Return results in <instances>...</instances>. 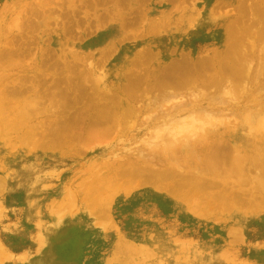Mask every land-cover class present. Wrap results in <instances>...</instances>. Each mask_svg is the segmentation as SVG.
<instances>
[{"label": "rangeland", "instance_id": "rangeland-1", "mask_svg": "<svg viewBox=\"0 0 264 264\" xmlns=\"http://www.w3.org/2000/svg\"><path fill=\"white\" fill-rule=\"evenodd\" d=\"M263 3L264 0H0V76H4L0 83V107H8L0 109V264H264V189L256 187L254 183V179L260 177L259 165L264 169V143H256L260 139L257 135L261 136L262 130L257 129L258 134L254 137L252 134L257 133L254 130L256 127L241 128L243 120L264 114V69L260 66L264 64V39L259 38L264 36ZM247 4L249 7L255 6L256 11L252 7V11L247 9L250 14H245L243 8ZM241 16L246 22L252 18L259 24L248 32L249 36H242L243 44L240 43L239 48L250 53L255 46V52H260V56L256 53L248 55V63L253 66L251 72L246 68L244 77L238 82L240 87L236 86L238 83L235 80L231 82L240 88L238 94L234 95L236 93L233 92V97L229 94L225 101L212 105L230 114L225 112V118L232 119L228 122L231 126L216 125V130H208L201 139L196 137L171 145L173 134L170 131L167 136L164 133L166 137H160L159 142L156 128L167 122L165 118L176 117L170 119L169 124L174 122L172 120L179 122V118L186 117L190 108L189 115L198 114V108L210 105L208 102L214 95L218 96L219 91L223 89L227 92L226 86L221 85L217 87L218 90L214 85L204 88L199 84L197 89L194 86L196 91L200 87L207 90L209 94L204 100L201 94L198 96L200 91L197 94L194 90V94H197L195 97L185 93L186 90L191 92L192 88H176L179 84L173 85L176 89L172 91L179 95L175 94L177 98L172 93L174 97H169L171 89L166 88L167 85L172 86L169 84L165 87L169 93L166 95L164 88V93L156 88L151 93L138 91L140 95L134 94L132 97L130 94L128 97L129 93L124 91V87L132 80H147L155 85L153 80L157 83L158 77L163 79L164 69L169 64H180L184 60L195 63L201 58L209 59L217 51L222 53L228 43L225 38L226 24L239 20ZM193 27L201 31L196 35V28ZM209 41L215 45H210ZM232 43L228 44L234 45ZM137 54H140V58ZM212 61H215L214 57ZM68 66H71L69 71ZM137 69L142 77L135 80L133 73L138 72ZM183 73L186 74V71ZM213 74L215 71L211 72ZM256 75L259 78L256 79ZM171 79L169 82L173 83ZM231 83L226 81L225 84L228 87ZM224 91L221 93H226ZM160 92L167 100L165 104L173 107L181 104L177 107L179 112L167 108L168 116L164 115L167 105L162 106L163 98L159 101L157 93ZM188 94L189 101L186 98ZM155 95L159 102L154 107L157 98L155 101L152 98ZM192 95L193 100L197 99V103L201 100V104L193 101L195 104L191 106L192 103L188 102H192ZM136 96H140L141 100ZM165 96L177 102L173 100L171 103V99ZM150 97L153 102L145 100ZM131 98H137L141 108ZM34 100L36 103L32 107L30 102ZM119 100L125 104L127 101L126 105L130 104L135 116L136 113L139 115L135 117L133 112L134 117L123 121L124 126L121 123V128L133 126L129 132L128 129H119L123 135L118 132L117 136L118 128L115 126L116 129L113 128L106 138L81 139L80 136L86 135L85 130H90L89 122L96 120L104 108L115 106L118 113ZM147 104L151 106V112L153 108L157 111V115L154 109V114L149 113ZM183 105H190V108ZM217 108L212 111L215 112ZM147 113L149 117L152 114L156 116V121L150 117L152 122L149 125L146 123L148 117L147 120L145 118L146 122L142 120ZM233 114L236 116L233 117ZM157 116L159 119L165 118L158 120ZM260 123V120L257 121L256 126ZM108 124L112 125L111 122ZM108 124L95 127L92 133L105 130ZM217 127L224 129L218 131ZM212 131L217 132L213 134ZM28 134H32L29 140L26 139ZM148 143H152L159 152L147 146ZM135 144L137 148L133 147ZM217 145L225 147L223 153L226 155L232 154L234 150L231 149L235 148L242 156L256 157L254 161L260 164L257 168L245 160L244 169L247 167L248 175L242 179L240 174L227 175L231 162L226 157L224 166H219L220 170L216 167L221 172L220 176L204 177L201 173L197 175L202 177L193 176L194 166L197 167L196 172H200L198 164L202 162L203 155L209 154ZM148 147L154 149L153 154V149L150 151ZM127 148L133 152V156ZM140 156L142 158L138 160ZM189 159L193 163L184 165ZM133 163L141 167L155 165L154 168L158 170L171 169L172 174L159 179L149 174L128 178L124 173ZM98 178H102L100 182H105L104 178L115 186L112 184L109 188L108 183L105 185L101 182L104 185L101 187ZM88 186H92L93 193ZM98 186L101 190L96 189ZM125 187L130 193L124 190Z\"/></svg>", "mask_w": 264, "mask_h": 264}, {"label": "bare ground", "instance_id": "bare-ground-1", "mask_svg": "<svg viewBox=\"0 0 264 264\" xmlns=\"http://www.w3.org/2000/svg\"><path fill=\"white\" fill-rule=\"evenodd\" d=\"M108 1V0H107ZM123 1V0H122ZM128 1V0H127ZM132 1V0H131ZM185 1V0H184ZM46 2V1H45ZM256 2H258V1H256ZM114 3V2H113ZM121 3V2H120ZM178 3V2H177ZM245 3H247V1H245ZM244 3V4H245ZM253 3H254V1H253ZM252 3V4H253ZM39 4V3H38ZM46 4V3H45ZM47 4H48V2H47ZM46 4V5H47ZM183 4V3H182ZM243 4V5H244ZM260 4V3H259ZM264 4V3H263ZM116 5V4H115ZM124 5V4H123ZM139 5V4H138ZM199 5V4H198ZM100 6V5H99ZM129 6H130V4H129ZM128 6V7H129ZM248 6V4L246 5V7ZM250 6H251V3H250ZM140 7V6H139ZM240 7H242L243 8V6H240ZM244 7L243 9H245L244 11H245V14L246 13H249V11H250V9H251V11H252V7ZM255 7V6H254ZM253 7V8H254ZM257 7V6H256ZM259 7V6H258ZM241 8V9H242ZM250 8V9H249ZM117 9H120V8H117ZM141 9V8H140ZM240 9V8H239ZM249 11H248V10ZM262 8H261V6H260V10H261ZM137 10V9H136ZM148 10V9H147ZM254 10L256 11V9L254 8ZM259 10V9H258ZM260 10L258 11L259 13H260ZM264 10V9H263ZM263 10H261V12L263 13L264 11ZM28 11V10H27ZM34 11V10H33ZM146 11V10H145ZM246 11H248V12H246ZM254 11V12H255ZM44 12H46V11H44ZM50 12V11H49ZM107 12V11H106ZM257 12V13H258ZM124 13V12H123ZM166 13V12H165ZM235 13H237V12H235ZM243 13V12H242ZM252 13V12H251ZM37 14V13H36ZM109 14V13H108ZM163 14V13H162ZM180 14V13H179ZM250 14V13H249ZM256 14V13H255ZM31 15V14H30ZM43 16H44V14H42ZM76 15V14H75ZM103 15V14H102ZM143 15V14H142ZM150 15V14H149ZM152 15V14H151ZM248 15V14H247ZM246 15V16H247ZM262 15V14H261ZM263 15H264V13H263ZM111 16V15H110ZM161 16H163V15H161ZM39 17H40V15H39ZM96 17V16H95ZM165 17V16H164ZM200 17V16H199ZM198 17V18H199ZM261 17V16H260ZM101 18H103V17H101ZM112 18H114L113 16H112ZM118 18V17H117ZM163 18V17H162ZM195 18H197V17H195ZM203 18H204V16H203ZM206 18V17H205ZM247 18V17H246ZM262 18V17H261ZM263 18H264V16H263ZM6 19V18H5ZM88 19H90V18H88ZM239 20H237V21H234V22H228V24H226V28H225V31H226V41L229 43V42H233L232 44H234V45H231V44H228V43H226L227 44V46L224 48L225 50L224 51H222V53L220 52V51H217V52H215L214 54H212L211 55V57L208 59V58H206L205 57V59L203 58H201V60H199V61H197V62H195V63H192V62H190V61H187V60H184V62H182V63H180V64H169L170 66L169 67H167V69H164V72L165 73H167V74H163V71H161V72H159V73H161V74H163V75H165V76H163V79H164V77L165 78H167V80L166 79H164V81L162 82V80L163 79H161L162 77H160V79H159V77H158V79L160 80H158V79H156L158 82L156 83V81L155 80H153L154 82H155V85H153L152 83H149V82H147V80H146V82H141V81H139V80H136L138 77H140L142 74H140V76H139V73H140V71H138V69H137V71L138 72H136V73H133V75H134V78H135V80L136 81H133L132 80V82L130 83V84H128L127 86H125L124 88H125V90L124 91H126L127 93H129L128 94V97H130V94L132 95V97L133 96H135L134 94H137V95H140V94H138V91L140 92V91H144V92H147V93H151V92H153V91H155V89L156 88H160L159 90H161V92H162V88H164V90L166 91V93H164L165 91L163 90V92L162 93H164L165 95L166 94H169L170 96L169 97H171V98H173L174 96H175V92H172V91H174L176 88H184V87H186L187 89H188V87L187 86H189V88H192V90H191V92H193V93H191V92H187V90L185 91V93H189V94H193L195 97H196V95L198 94V92L200 91L201 93H199V95L198 96H200V94H201V99H203L204 100V97L205 96H207L206 94H209V93H206V91L207 90H205L204 88L205 87H208V86H216V90H218L217 89V87L219 88V86H221V85H225L226 86V88H227V92L226 91H224L223 89L221 90V91H224V92H226V93H221V91H219V93H220V95H219V93H218V96H213L212 98H211V96L209 97V98H211L212 100H210V99H208V98H206L207 99V101H211V102H208V103H211L210 105L208 104V105H204L203 107H197L198 108V114H191V115H189L191 112V108L189 109L188 108V106H190V105H188V106H186L188 103H192V105L191 106H194L193 105V103L195 102V103H197L196 102V100H193V95H192V102H184V104L185 103H187L186 105H183V106H186L189 110V113L188 114H186L185 112H187V111H185L184 112V115L186 116V117H184V115H182V117H184L183 119L182 118H179V122H178V120L176 121V120H172V121H174L173 123H171V124H169L170 123V119H172V118H165V116L164 117H162V118H165L166 120H167V122H165L164 124H162V125H160L159 126V129H158V127L157 126H155V127H157L156 129H157V132H156V138L158 139V141H159V138L161 137L162 138V136L164 135V137H166L167 136V133H170V131H171V133L173 134L172 136L170 135V134H168V135H170L171 136V138H170V145L172 144V143H179V142H181V141H183V142H188L189 140H191V139H195L196 137H198L199 139H201L200 137L201 136H203L204 137V135L206 136V134L208 133L207 131L208 130H210V129H212V130H216V128H214L216 125H220V124H222V126L221 127H223V126H227L228 124L230 125V123H228V122H230L232 119H229L228 120V118L226 119L225 118V112H227V111H225V110H223V112L221 111V109L219 108H217L218 106V104L216 105L217 107H214V106H212V105H214V104H216L217 102H220L221 103V101L223 102V101H225V99L229 96L230 97V95H231V97H233L234 95H237L238 94V92H237V90L239 89L240 90V83H238V82H240L241 81V79L244 77V73H245V70H246V68L248 67V69H249V71L251 70V67L253 66V64H249L250 62H249V56L248 55H254L256 52H255V43L253 44V46L254 47H252V49H251V51H250V53H249V51H243L241 48H239V46H240V43L241 44H243V42L241 41L243 38H242V36H245V35H247L248 34V36H249V31L251 32V31H253V28L255 27V25L256 24H259V23H255V20H253L252 18H249V21L248 22H246V20H244V19H242V16H241V18H238ZM251 19V20H250ZM116 20V19H115ZM147 20V19H146ZM195 20V19H194ZM261 20H263V19H261ZM125 21V20H124ZM160 21V20H159ZM257 21V20H256ZM260 21V20H259ZM27 22V21H26ZM33 22V21H32ZM99 22V21H98ZM103 22V21H102ZM101 22V23H102ZM163 22V21H162ZM166 23V22H165ZM197 23V22H196ZM32 24V23H31ZM131 24V23H130ZM162 24V23H161ZM164 24V23H163ZM127 25H129V24H127ZM157 25V24H156ZM165 25V24H164ZM163 25V26H164ZM167 25V24H166ZM193 25V24H192ZM101 26V25H100ZM194 26V25H193ZM260 26V25H259ZM162 27V26H161ZM198 27V26H197ZM262 27H264V26H262ZM130 28V27H129ZM152 28H154L153 26H152ZM151 28V29H152ZM159 28V27H158ZM194 28V27H193ZM196 28V27H195ZM194 28V29H195ZM155 30V29H154ZM160 30V29H159ZM158 30V31H159ZM126 31V30H125ZM194 31V30H193ZM199 31H201V29H199V28H196V30H195V32H194V34H198L199 33ZM142 32V31H141ZM261 32V31H260ZM262 32H264V30L262 31ZM55 33V32H54ZM254 33V32H253ZM259 33V32H258ZM24 34V33H23ZM146 34V33H145ZM7 35V34H6ZM137 35H139V34H137ZM150 35V32H149V34H147V36H149ZM257 35V34H256ZM261 35H262V33H261ZM264 35V34H263ZM250 36H251V34H250ZM22 38V37H21ZM131 38V37H130ZM135 38V37H134ZM260 39H264V36H260L259 37ZM15 39V38H14ZM249 39V38H248ZM252 39V38H251ZM250 39V40H251ZM255 39H257V37L255 38ZM126 40V39H125ZM246 40V39H245ZM259 40V39H258ZM119 42H121V41H119ZM223 42H224V39H223ZM247 42V41H246ZM165 43V42H164ZM161 44V43H160ZM209 44L210 45H215L212 41H209ZM251 44H252V42H251ZM247 45V44H246ZM245 45V46H246ZM109 46V45H108ZM249 46V45H248ZM247 48H250V47H247ZM147 49V48H146ZM5 50H7V49H5ZM106 50V49H105ZM142 50V49H141ZM140 50V51H141ZM262 50V49H261ZM142 51H144V50H142ZM213 51H214V49L212 50V52L211 53H213ZM138 52V51H137ZM263 52H264V50H263ZM262 52V53H263ZM6 53H8V52H6ZM111 53V52H110ZM139 53V52H138ZM140 53H143V52H140ZM159 53V52H158ZM259 54H260V52H258ZM257 54V53H256ZM259 54H257V55H259ZM21 55V54H20ZM45 55V54H44ZM140 55V54H139ZM138 54H137V56H139ZM264 55V54H263ZM46 56V55H45ZM143 56H144V54H143ZM143 56H142V58H143ZM260 56V55H259ZM15 56H12V58H14ZM28 57V56H27ZM135 57H136V55H135ZM146 57V55L144 56V58ZM156 57V56H155ZM213 57H214V60L215 61H212V59H213ZM139 58H140V56H139ZM150 58H152V57H150ZM212 58V59H211ZM125 59H127V58H125ZM135 59H137V58H134L133 60L134 61H137V60H135ZM147 59V58H146ZM252 59V58H251ZM264 59V58H263ZM263 59H262V62H263ZM7 60H9V59H7ZM46 60V59H45ZM130 60V59H129ZM132 60V59H131ZM132 60V61H133ZM17 61V60H16ZM20 61V60H19ZM63 61V60H62ZM131 61V62H132ZM147 61H149V60H147ZM183 61V60H182ZM252 61V60H251ZM259 61V60H258ZM4 62V61H3ZM13 62V61H12ZM53 62V61H52ZM68 62V61H67ZM79 62V61H78ZM139 62V61H138ZM145 62V61H144ZM188 62V63H187ZM194 62V61H193ZM236 62V63H235ZM249 62V63H248ZM261 62V61H260ZM24 63V62H23ZM49 63V62H48ZM72 63V62H71ZM152 63V62H151ZM26 64V63H25ZM64 64H65V62H64ZM127 64V63H126ZM142 64V63H141ZM73 65V64H72ZM130 65V64H129ZM145 65V64H144ZM259 65V64H258ZM262 65H264V64H261L260 66L262 67V69H264L263 68V66ZM74 67L75 66H77V65H73ZM72 66V67H73ZM83 66V65H82ZM131 66V65H130ZM62 67H64V66H62ZM132 67V66H131ZM259 67V66H258ZM14 68V67H13ZM160 68V67H159ZM67 69H68V71L71 69V66L69 67H67ZM77 69V68H76ZM255 69V68H254ZM66 70V69H65ZM149 70V69H148ZM136 71V70H135ZM184 71H186V74L185 73H183ZM212 71H215V74H213V75H211V72ZM259 71H261V70H259ZM262 71H264V70H262ZM262 71L260 72V73H262ZM82 72V71H81ZM84 72V71H83ZM187 72H188V74L189 75H187ZM251 72V71H250ZM177 73H178V75H177ZM181 73V74H180ZM183 73V74H182ZM209 73V74H208ZM258 73V71L256 72V74ZM69 74V73H68ZM77 74H79V73H77ZM149 74V73H148ZM153 74V73H152ZM246 74H247V71H246ZM263 74V73H262ZM132 75V74H131ZM173 75V76H172ZM174 75L176 76V78L174 77ZM181 77H180V76ZM248 75H250V74H248ZM258 75V74H257ZM255 76V78L256 77H258V76ZM80 76H82V75H80ZM128 76V75H127ZM130 76V75H129ZM161 76V75H160ZM177 76H179V78L177 77ZM260 76V75H259ZM1 77V76H0ZM4 77V76H3ZM3 77H1L0 78V83L2 82V78ZM20 77H22V76H20ZM142 77V76H141ZM246 77V76H245ZM263 77V76H262ZM70 78V77H69ZM172 78V79H171ZM259 78V77H258ZM97 79V78H96ZM133 79V78H132ZM154 79V78H153ZM169 79H171L172 80V82L173 83H171V81L169 82ZM175 79V80H174ZM248 79V78H247ZM250 79H252V76L250 77ZM249 79V80H250ZM257 79V78H256ZM263 79V78H262ZM101 80V79H100ZM152 80V79H151ZM236 82H235V81ZM249 80H247V81H249ZM264 80V79H263ZM51 81H52V79H51ZM69 82H70V80H68ZM226 81H229L230 83L233 81V82H235V83H238V84H236V86H239V87H236L235 86V84H232V85H234L235 87H230L231 89H229L228 87L229 86H232V85H229L228 87H227V85L225 84L226 83ZM259 81V80H258ZM78 82V81H77ZM82 82V81H81ZM80 82V84H82ZM260 82H262V81H260ZM228 83V82H227ZM8 84V83H7ZM167 84H169V85H172L171 87H169ZM178 84H179V86H178ZM199 84H202V86L204 87V88H201L200 87V90L199 91H196V86L198 85L199 86ZM204 84V85H203ZM262 84V83H261ZM18 85V84H17ZM39 85V84H38ZM166 85H167V87H166ZM175 85H177L178 87H176L175 89H174V86ZM183 86V87H182ZM192 86V87H191ZM195 86V88L196 89H193V87ZM245 86V85H244ZM243 86V87H244ZM249 86V85H248ZM259 86V85H258ZM95 87V86H94ZM170 88L171 89V92H169V93H167V90H166V88ZM173 87V88H172ZM264 87V86H263ZM96 88V87H95ZM209 88V87H208ZM244 88H247V87H244ZM110 89V88H109ZM174 89V90H173ZM202 89H204V91L205 92H203L202 91ZM93 90V89H92ZM102 90H104V89H102ZM101 90V91H102ZM169 90V89H168ZM188 90H190V89H188ZM194 90H195V92H197V94H194ZM111 91V90H110ZM113 91V90H112ZM209 91H212V90H210L209 89ZM16 92V91H15ZM104 92V91H103ZM105 92H107V91H105ZM125 92V93H126ZM157 92V91H156ZM155 92V93H156ZM160 92V93H161ZM203 92V93H202ZM233 92H235L236 94H234L233 95ZM5 93V92H4ZM35 93H37L36 91H35ZM73 93V92H72ZM160 93H157V96H160V100L157 98V96L155 95L152 99L154 100L155 99V97L157 98L156 100L157 101H155V103H153L154 104V107H155V104H157V102H159V101H162L164 104L162 105V106H164V105H169V104H165V102L164 101H167V100H165L164 99V94H160ZM171 93L172 94H174V96L173 95H171ZM178 93V92H177ZM180 93V92H179ZM178 93V94H179ZM205 93V94H204ZM212 93H214V91L212 92ZM245 93V92H244ZM244 93H242L241 95H243ZM27 94V93H26ZM109 94V93H108ZM160 94V95H159ZM189 94H188V96L186 97V98H188V101H189ZM230 94V95H229ZM240 94V93H239ZM246 94V93H245ZM244 94V95H245ZM250 94V93H249ZM261 94V93H260ZM7 95V94H6ZM107 95V94H106ZM143 95H145V94H143ZM163 95V96H162ZM211 95V94H210ZM226 96V97H224V96ZM228 95V96H227ZM240 95V96H241ZM243 95V96H244ZM256 95V94H255ZM263 95V94H262ZM96 96H97V94H96ZM146 96H149L148 94L146 95ZM162 96V97H161ZM173 96V97H172ZM176 96H179V95H177L176 94ZM175 96V98H177ZM185 96V95H184ZM191 96V95H190ZM239 96V97H240ZM242 96V97H243ZM247 96V95H246ZM258 96V95H257ZM35 97V96H34ZM137 97V96H136ZM140 97V96H139ZM139 97H137L138 99H139ZM152 97V96H151ZM151 97H150V99H145V100H151L152 102H153V100L151 99ZM166 97V96H165ZM168 96L166 97L167 99H171V98H169ZM224 97V98H223ZM238 97V98H239ZM241 97V98H242ZM137 98H131L130 100H134L135 101V103H136V101H137ZM141 98V97H140ZM149 98V97H148ZM163 98V99H162ZM186 98L183 100V101H185L186 100ZM191 98V97H190ZM250 98V97H249ZM248 98V99H249ZM31 99V98H30ZM37 99V98H36ZM99 99V98H98ZM143 99V98H142ZM162 99V100H161ZM180 99V98H179ZM200 99V98H199ZM101 100V99H100ZM141 99H139V101H140ZM144 100V99H143ZM159 100V101H158ZM174 100V99H173ZM172 99H171V103H172V101H173ZM181 100V99H180ZM90 101V100H89ZM99 101V100H98ZM120 101V100H119ZM191 101V100H190ZM194 101V102H193ZM229 101V100H228ZM174 103L175 102H177L176 100H174L173 101ZM199 102V101H198ZM3 103V102H2ZM8 103V102H7ZM35 103H36V101L34 100V102H30V105L32 106V107H34L35 106ZM69 103V102H68ZM149 103V102H148ZM167 103H169V102H167ZM194 103V104H195ZM219 103V104H220ZM238 103V102H237ZM251 103V102H250ZM253 103V102H252ZM13 104V103H12ZM126 104H128L127 103V101H126ZM125 103H123V101L121 102H119V104H118V109H119V111H121V112H119L118 111V113L115 111V109L117 108V107H115V106H113V107H111V108H108V107H106V108H104V110L103 109H101V110H103L102 112H101V114L98 116V118L96 119V120H94V121H92V122H89V123H91L90 125H88L89 127H90V130H85V133L84 134H86V135H83L85 138H82L83 136H80L81 137V139H85V140H89V139H98V138H102V137H105L106 138V136H108V135H110L111 133H112V131H113V128L116 126L117 128H118V131L116 132V135H117V133L119 132H121V131H119V129H125V131H126V129H128L127 127L126 128H121V123L123 122V121H125V120H127L128 118H131L132 116H133V112H134V116H135V111H133L132 112V110H131V107H130V104L129 105H126ZM137 106H138V108H141V107H139V105H138V101H137ZM136 104H135V106H136ZM182 104H183V102H182ZM197 104H201V100H200V102L199 103H197ZM202 104H203V101H202ZM5 105H7V104H5ZM142 105H144V103L142 104ZM148 106H147V108L149 109L151 106L149 105V104H147ZM181 105V104H180ZM180 105H178V106H176V107H173V105H169V107H167V106H165L164 107V109H165V114L164 115H166V116H168L166 113H167V108H171L172 110H178V108L177 107H179ZM234 105V104H233ZM242 105V104H241ZM39 106V105H38ZM74 106V105H73ZM116 106H117V104H116ZM136 106V107H137ZM162 106H159V107H162ZM182 106V107H183ZM197 106V105H196ZM196 106H195V108H196ZM199 106V105H198ZM237 105H235V107H236ZM10 107H11V105H10ZM103 107V106H102ZM133 107H134V105H133ZM156 107H157V105H156ZM181 107V108H182ZM219 107H221V106H219ZM248 107V106H247ZM2 107H0V109H1ZM5 109L7 108L8 109V107H4ZM4 108H2V109H4ZM29 108V107H28ZM101 108V107H100ZM152 108H153V105H152ZM174 108V109H173ZM192 108H194V107H192ZM197 108H196V110H197ZM202 108V109H201ZM217 108V110H220L222 113H224V115L221 113H219L217 110V112H218V114H216V111L215 112H213L212 111V109L213 110H215V109ZM223 108H225V107H223ZM4 109V110H5ZM134 109V108H133ZM148 109H146L147 111H148ZM154 109V108H153ZM152 109V112L150 111V109H149V113L151 112V113H153V111L155 110H153ZM163 109V107H162V110H164ZM180 109V108H179ZM183 109H185V107L183 108ZM201 109V110H200ZM211 109V110H210ZM231 109V108H230ZM21 110V109H20ZM135 110V109H134ZM143 110H144V108H143ZM174 110V111H175ZM182 110V109H181ZM194 110V109H193ZM192 110V111H193ZM199 110H200V112H199ZM260 110V109H259ZM24 111H25V109H24ZM171 111V110H170ZM170 111H168L169 113H170ZM174 111L172 112L171 111V113L173 114L174 113ZM184 111V110H183ZM182 111V112H183ZM209 111H211V112H209ZM144 112H145V110H144ZM155 112H156V115H157V111L155 110ZM154 112V113H155ZM178 112H179V110H178ZM182 112H180V113H182ZM197 112V111H196ZM195 112V113H196ZM149 113H147V116H145L142 120H144L145 122H146V120L149 118V120L146 122L148 125L150 124L149 122H152L150 119L151 118H153L152 120H154V121H156L155 120V117H154V113L152 114V116H150L149 117ZM162 113H163V111H162ZM162 113H161V115H162ZM168 113V114H169ZM171 113H170V115H171ZM228 113V112H227ZM1 114H3L2 112H1ZM97 114V113H96ZM137 115H138V113H136ZM229 114V113H228ZM232 114V113H231ZM234 114H236V113H234ZM233 114V117L234 116H236V115H234ZM259 114V113H258ZM136 115V116H137ZM151 115V114H150ZM160 115V116H161ZM169 115V116H170ZM188 115V116H187ZM230 115V114H229ZM260 115V114H259ZM69 116V115H68ZM94 116V115H93ZM133 116V117H134ZM135 116V117H136ZM159 116V115H158ZM158 116H157V118H158ZM175 116H177V115H175ZM227 117H228V115H226ZM247 116V115H246ZM245 116V117H246ZM86 117V116H85ZM137 117H139V115L137 116ZM148 117V118H147ZM233 117H231V118H233ZM145 118H146V120H145ZM160 118V117H159ZM158 118V120H163L162 118L161 119H159ZM4 119V118H3ZM90 119V118H89ZM94 119V118H93ZM134 119H137V118H134ZM173 119H176V117L175 118H173ZM6 120V119H5ZM85 120V118H83V121ZM234 120V119H233ZM261 121L262 123H260V124H258L257 126H256V124H257V121ZM1 121V120H0ZM65 121V120H64ZM81 121H82V119H81ZM86 121V120H85ZM84 121V122H85ZM133 121V120H132ZM137 121V120H136ZM144 121L142 122V123H144ZM169 121V122H168ZM176 121V122H175ZM108 122H111L112 123V125H109L108 124ZM141 122V121H140ZM13 123V122H12ZM126 123V122H125ZM142 123H140V124H142ZM146 123H144L146 126H147V124ZM161 123V122H160ZM163 123V122H162ZM166 123H168V124H166ZM235 123V122H234ZM4 124V123H3ZM2 124V125H3ZM6 124V123H5ZM104 124H108L107 126V128L105 129V130H103V131H99V132H97L96 134L94 133H92L93 132V129L95 128V127H98L99 128V126L100 125H104ZM130 124V123H129ZM135 125H136V123H134ZM133 124V125H134ZM139 124V125H140ZM166 124V126L164 127V125ZM236 124V123H235ZM122 125H123V123H122ZM228 125V126H229ZM84 126V125H83ZM118 126H120V127H118ZM124 126V125H123ZM126 126V125H125ZM142 126V125H141ZM141 126H140V128H139V130L141 129ZM146 126H144L143 125V127L145 128ZM162 126L164 127V128H162ZM231 126V125H230ZM5 127H6V125H5ZM65 127V126H64ZM131 127V126H130ZM129 127V129H131ZM160 127H161V129H160ZM220 127V128H221ZM247 127H252V128H255L254 130H256L255 131V133L257 132V129H259V131L261 132V130H262V132H261V136L258 134V132L256 133V134H252V135H254V137H256V135H257V137L258 138H260V139H257V141H256V143H264V114H261L259 117H250V118H248V119H246V120H243L242 122H241V128H243L244 130L247 128ZM80 128V127H79ZM135 128V127H134ZM143 128V129H144ZM214 128V129H213ZM220 128H218L217 127V129H218V131H219V129ZM263 128V129H262ZM57 129V128H56ZM114 129H116V128H114ZM129 129L127 130V132H129ZM152 129V128H151ZM221 129H224V128H221ZM122 130V131H123ZM134 130V129H133ZM30 131H32V130H30ZM131 131V130H130ZM169 131V132H168ZM227 131H229V130H227ZM250 131H252L253 132V129H251L250 128ZM1 132V131H0ZM57 132V131H56ZM127 132H125L126 134H127ZM217 132V131H212V133L213 134H215V133ZM31 133V132H30ZM155 133V132H154ZM166 134V136H165V134ZM57 134V133H56ZM7 135V134H6ZM121 135H123V133L121 132ZM153 135V134H152ZM155 135V134H154ZM5 136V135H4ZM95 136V137H94ZM117 136H119V134L117 135ZM127 136V135H126ZM260 136V137H259ZM28 137V138H27ZM32 138V134L31 135H27L26 136V139H28L29 140V138ZM30 138V139H31ZM46 138V137H45ZM118 138V137H117ZM153 139H155L154 137H152ZM152 139V140H153ZM67 140V139H66ZM150 142H151V140L150 139H148ZM147 140V141H148ZM27 141V140H26ZM155 141H157V140H155ZM160 141H161V139H160ZM159 141V142H160ZM202 141V140H201ZM204 141H207L206 139L204 140ZM253 142H255L254 141V139L252 140ZM94 142V141H93ZM146 142V141H145ZM143 143V142H142ZM141 143V144H142ZM152 143H154V142H152ZM151 143V144H152ZM191 143V142H190ZM200 143V142H199ZM202 143H204V142H202ZM144 144V143H143ZM151 144H146L147 146H152V147H154L153 145H151ZM160 144V143H159ZM159 144H157V145H159ZM165 144V143H164ZM167 144V143H166ZM136 145V144H135ZM190 145V144H189ZM147 146H146V148H147ZM160 146H161V144H160ZM173 146H175V145H173ZM197 146H199V145H197ZM241 146V145H240ZM96 147V146H95ZM102 147V146H101ZM133 147H136L137 148V145L136 146H133ZM141 147V146H140ZM139 147V148H140ZM156 147H158V146H156ZM166 147V146H165ZM170 146H168L167 148H169ZM224 146H222V145H217V146H215V149L214 150H211V149H209V150H207V151H210L211 150V152H208L209 154H205V155H203V158H202V162H200L199 164H198V169H200L201 171L199 172V171H197L196 172V169H197V167H196V165L194 166V171H195V173H190V174H192L193 176L194 175H197V173L198 174H200V175H202V176H204V177H207V176H212V175H215V176H220L221 175V172H219V170H220V168H219V166H224V159L226 158V157H228L229 159H230V162H231V166H230V168H228V173H227V175L229 174H232V173H234V174H240L241 176H242V179H243V177L245 176V175H248V171H247V167H246V170L244 169V164L246 165V162H248L247 164H249V163H251L252 165H254L255 167H257V165H259V164H257V161H254L255 160V158L251 155H244V156H242V155H240V154H238V151L236 152L235 151V148H233V149H231L232 151H233V153L232 154H229V155H226V153L224 152L223 153V150L225 151V147H224V149H222ZM143 148H145V146L143 147ZM142 148V150H144ZM145 148V150L147 151V152H149L147 149ZM166 148V149H167ZM197 148V147H196ZM199 148V147H198ZM212 148V147H211ZM148 149H149V147H148ZM153 148H151V150H152ZM154 149H155V147H154ZM154 149L151 151L150 149V151L152 152V154H153V151H154ZM222 149V151H220ZM71 150V149H70ZM76 150V149H75ZM89 150H91V149H89ZM139 150V149H138ZM141 150V151H142ZM168 150V149H167ZM245 150V149H244ZM80 151V150H79ZM125 151V150H124ZM127 151H128V148H127ZM137 151V150H136ZM145 151V153H147ZM156 151H158L159 152V150H158V148H156L155 149V152ZM195 151V150H194ZM206 151V152H207ZM226 151H227V149H226ZM128 152H131V151H128ZM140 152V151H139ZM138 152V153H139ZM221 152V155H218L219 153ZM228 152H230V150H228ZM236 152V153H235ZM240 152H241V150H240ZM133 152H131V154H132ZM141 153H143V152H141ZM174 153V152H173ZM144 154V153H143ZM156 154V153H155ZM167 154H169V153H167ZM264 154V153H263ZM134 155H135V153H134ZM139 155V154H138ZM151 155V154H150ZM149 154H147L146 156H150ZM157 155H159L158 153H157ZM178 155H180V154H178ZM182 155V154H181ZM194 155V154H193ZM132 156H133V154H132ZM143 156H145V155H143ZM161 156V155H160ZM159 156V157H160ZM176 156H177V154H176ZM112 157V156H111ZM135 157V156H134ZM138 157V156H137ZM136 157V158H137ZM158 157V158H159ZM169 157H170V155H169ZM179 157V156H178ZM194 157V156H193ZM99 158V157H98ZM97 158V159H98ZM123 158V157H122ZM140 158H142L141 156L138 158V160L140 159ZM146 158V157H145ZM152 158V157H151ZM181 158V157H180ZM254 158V159H253ZM263 158V157H262ZM103 159V158H102ZM107 159H109V158H107ZM106 159V160H107ZM116 159V158H115ZM128 159V158H127ZM144 159V158H143ZM161 159V158H160ZM159 159V160H160ZM168 159V158H167ZM129 160V159H128ZM152 160V159H151ZM151 160L150 161H148V163L149 162H151ZM200 160V159H199ZM245 160H247L246 162H245ZM260 160H262V159H260ZM155 162V160L152 162V164ZM190 162H192V160L191 159H189V161H187V162H184L183 164L184 165H189V163ZM262 162H263V164H264V161L262 160ZM96 163V162H95ZM193 163V162H192ZM192 163H191V167H193V165H192ZM225 163H227L226 161H225ZM127 164V163H126ZM152 164H149V165H152ZM180 164H182L181 163V161H180ZM262 164V163H261ZM95 165V164H94ZM164 165V164H163ZM84 166H85V164H84ZM83 166V167H84ZM153 166V165H152ZM152 166H147V164L146 165H144L143 167H141L140 165H137V164H135V163H133L132 164V166L130 165V168L128 169V171H126L124 174H126L127 176H129L128 178H130V177H134V176H139V175H142V174H144V175H148L149 174V176H152L153 178H163V177H166V176H170L171 174H172V170L171 169H165V170H158V169H155L154 168V166L152 167ZM161 166V165H160ZM218 166V168H219V170H218V168H216ZM91 167V166H90ZM121 167V166H120ZM157 167V166H156ZM171 167V166H170ZM179 167H181V165L179 166ZM253 167V166H252ZM259 167H261L260 169H258L259 171V174H260V177L259 178H257V179H254L255 181H254V183L256 184V187H259L260 189H264V169L262 170V166H260L259 165ZM96 168V167H95ZM158 168V167H157ZM189 168H190V166H189ZM249 169H250V167H248ZM258 168V167H257ZM223 170H225L224 168H222ZM90 170V169H89ZM99 170V169H98ZM97 170V171H98ZM174 170V169H173ZM261 170H262V173H261ZM88 171V170H87ZM204 171V172H203ZM226 172H227V169L225 170ZM95 172V171H94ZM124 172V171H123ZM180 172H182V170L180 171ZM104 173V172H103ZM121 173V172H120ZM183 173V172H182ZM258 174V173H257ZM258 174V175H259ZM94 175V174H93ZM174 175V174H173ZM189 175V174H188ZM200 175H197V176H200ZM29 176V175H28ZM54 176V175H53ZM202 176H200V177H202ZM254 176V175H253ZM32 177V176H31ZM80 177V176H79ZM104 177H107V176H104ZM232 177H233V175H232ZM100 178V177H99ZM98 178V179H99ZM211 178V177H210ZM100 180H102V178L101 179H99V180H97V181H99V184H101L100 186L101 187H104V185L103 184H105V183H108V186L107 187H109V186H112V184L113 183H111V182H107L106 181V179H104L103 178V180H105V182L103 181H101L100 182ZM94 181V180H93ZM115 182V181H114ZM203 182V181H202ZM87 183V182H86ZM98 183V182H97ZM109 183H110V185H109ZM88 184V183H87ZM94 184V183H93ZM37 185V184H36ZM97 184H95V186H96ZM105 185H107V184H105ZM114 185V184H113ZM226 185V184H225ZM115 186V185H114ZM40 187V186H39ZM89 187V186H88ZM92 187V186H91ZM91 187H89V188H91ZM100 187V188H101ZM130 188H132L131 186H129ZM196 187H197V185H196ZM48 188V187H47ZM85 188H86V186H85ZM84 188V189H85ZM99 188V186L98 187H96V189L98 190V189H100ZM110 188V187H109ZM160 188V187H159ZM46 189V188H45ZM128 189V187H125V189L124 190H127ZM154 189V188H153ZM49 190V189H48ZM81 190H83V189H81ZM91 190H92V193H93V189L91 188ZM101 190V189H100ZM131 190V189H130ZM72 191V190H71ZM70 191V192H71ZM80 191V190H79ZM129 190H127V192H128ZM263 191V190H262ZM83 192V191H82ZM89 192H90V190H89ZM72 193V192H71ZM97 193V192H96ZM129 193H130V191H129ZM258 193V192H257ZM128 194V193H127ZM255 194V193H254ZM70 195V194H69ZM112 195V194H111ZM129 195V194H128ZM173 195V194H172ZM110 196V195H109ZM72 199H73V197L72 196H70ZM89 197V196H88ZM231 197V196H230ZM98 198V197H97ZM96 198V199H97ZM113 198V197H112ZM89 199V198H88ZM67 200V199H66ZM69 200V199H68ZM95 200V199H94ZM182 200H184V198L182 199ZM232 200V199H231ZM37 201H38V199H37ZM74 201V200H73ZM88 201V200H87ZM91 201H93V200H91ZM58 202V201H57ZM56 202V203H57ZM94 202V201H93ZM93 202H90L91 204L93 203ZM97 202V201H96ZM105 202V201H104ZM53 203L55 204V202L53 201ZM52 203V204H53ZM73 203V202H72ZM84 203V202H83ZM89 203V202H88ZM255 203H256V201H255ZM53 204V205H54ZM71 204V203H70ZM74 204V203H73ZM104 204V203H103ZM59 205V204H58ZM66 205V204H65ZM68 205V204H67ZM66 205V206H67ZM168 205V204H167ZM227 205V204H226ZM66 206H64V208L66 207ZM74 206V205H73ZM78 206V205H77ZM76 206V207H77ZM254 206V205H253ZM69 207V206H68ZM76 207H74V208H76ZM255 207V206H254ZM253 207V208H254ZM78 208V207H77ZM198 208V207H197ZM250 208H252V207H250ZM62 209V208H61ZM60 209V210H61ZM229 209V208H228ZM256 209V208H255ZM257 210H260V209H258L257 208ZM50 211V210H49ZM77 211V210H76ZM203 211V210H202ZM252 211V210H251ZM57 212V211H56ZM68 212V211H67ZM74 214V213H73ZM91 215V214H90ZM97 219V218H96ZM39 225V224H38ZM97 228V227H96ZM104 228V227H103ZM241 230V229H240ZM232 231L233 230H231V233H232ZM117 232V231H116ZM228 232V231H227ZM241 233H242V230H241ZM240 233V234H241ZM230 235V234H229ZM42 238V237H41ZM151 238V237H150ZM235 239V238H234ZM43 242V241H42ZM45 243V242H44ZM133 243V242H132ZM128 245V244H127ZM133 246V245H132ZM126 247V246H125ZM128 247H130V246H128ZM138 247V246H137ZM146 247V246H145ZM45 248V247H44ZM143 248V247H142ZM1 249H2V247H1ZM56 249V248H55ZM54 249V250H55ZM139 249V248H138ZM147 249V248H146ZM152 249V248H151ZM173 249V248H172ZM58 250V249H57ZM135 250V249H134ZM133 250V251H134ZM147 250H150V249H147ZM2 251V250H1ZM4 251V250H3ZM50 251H51V249H50ZM53 251V250H52ZM56 251V250H55ZM5 252V251H4ZM39 252V251H38ZM37 252V253H38ZM54 252V251H53ZM149 252V251H148ZM148 252H146V253H148ZM2 253V252H1ZM150 253V252H149ZM157 253V252H156ZM7 254V253H6ZM3 255H5V253H3ZM54 255V254H53ZM156 255V254H155ZM176 255V254H175ZM9 256V255H8ZM23 256V255H22ZM57 256V255H56ZM143 256H144V254H143ZM169 256V255H168ZM25 257V256H24ZM155 257V256H154ZM146 258V257H145ZM144 258V259H145ZM51 259V258H50ZM148 259V258H147ZM150 259H152V257L150 258ZM154 259V258H153ZM45 260V259H44ZM108 260V259H107ZM52 261V260H51ZM114 261V260H113ZM145 262V261H144ZM144 262H142V263H144ZM209 262V261H208ZM159 263H160V261H159ZM125 264V263H124ZM150 264V263H149ZM200 264V263H199Z\"/></svg>", "mask_w": 264, "mask_h": 264}]
</instances>
